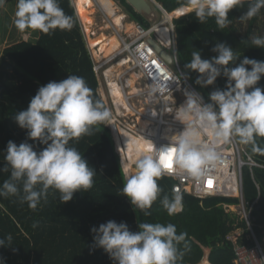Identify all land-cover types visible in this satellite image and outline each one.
I'll return each instance as SVG.
<instances>
[{
    "label": "trees",
    "instance_id": "1",
    "mask_svg": "<svg viewBox=\"0 0 264 264\" xmlns=\"http://www.w3.org/2000/svg\"><path fill=\"white\" fill-rule=\"evenodd\" d=\"M129 13L132 20L150 28L152 22L136 12L126 0H118ZM174 19L177 54L184 74L188 71L185 64L191 60L194 50L201 51L202 58L211 59L218 55L212 51L217 43H225L239 55L238 66L245 56L264 61V48L251 44V36L264 37V8L250 20H242L247 10L234 8L229 13L230 23L219 29L215 18L200 23L190 10L187 0H157ZM60 7L73 21L71 30L56 29L50 34L39 31L35 43L19 40L8 44L0 57V169L6 161L7 144L11 140L17 145L27 140L36 145L37 150L45 147L38 141L27 138V129L21 128L15 120L20 111L26 110L30 100L40 86L50 81H61L70 75L83 77L93 90L96 99L101 100L99 81L94 71V62L90 54L86 37L75 4L72 0H59ZM188 13V14H187ZM186 14V15H184ZM170 28L158 30L166 43L170 41ZM251 69V65L246 66ZM199 73L192 71L185 75L206 102H210L209 93L226 87L227 78L221 75L213 85L202 87L195 83ZM256 87L264 88V75ZM251 91V89H249ZM106 106V105H105ZM69 146L77 148L94 168V184L88 191H77L73 199L61 203L58 190L50 188L47 201H41L33 210L27 202H21L18 196H0V238L12 236V245L0 246V259L4 264H114L103 248L94 247L93 226L109 220L126 222L132 231L138 230L139 222L172 223L178 233H186V240L180 245L183 257L178 264H198L202 261L204 247L211 248V264H235L234 243L227 239L228 234L237 228L243 233L239 237L241 244L254 245L249 238L247 225L232 211H226L223 204H239L237 197L208 196L198 198L182 194V210L169 216L160 203L154 202L149 210L151 215L136 209L130 198L123 194L125 181L121 172V157L116 150L115 140L110 128L105 124L94 126L91 136H83L78 141H70ZM247 152L259 164L264 166V138H257L255 146L245 145ZM254 147L257 150H254ZM135 151L131 152L130 166ZM127 161V160H126ZM234 173L222 181L219 190H213L228 196L239 195ZM10 178V170L0 171V186ZM243 196L247 206L252 207L255 218V231L260 241L264 238V167L254 166L243 169ZM174 179L162 176L158 184L163 189L161 197H171ZM208 190H205V192ZM38 222V227L33 224ZM186 245V246H185Z\"/></svg>",
    "mask_w": 264,
    "mask_h": 264
},
{
    "label": "clouds",
    "instance_id": "2",
    "mask_svg": "<svg viewBox=\"0 0 264 264\" xmlns=\"http://www.w3.org/2000/svg\"><path fill=\"white\" fill-rule=\"evenodd\" d=\"M5 3L6 0H0V8ZM187 3L200 23L215 18L221 30L230 23L232 9L247 4L241 19L250 20L264 8V0H187ZM14 16L20 32L30 29L50 34L56 29L73 27L72 18L65 14L59 0H17ZM248 39L253 46L264 48V37ZM212 51L218 55L211 59L202 58L199 50L192 51L191 60L184 66L188 70L185 75L192 71L199 73L195 83L202 87L213 85L223 75L227 78L226 87L210 92L208 103L198 92L186 93V103L175 114L186 128L171 138L176 145L172 149L174 161L170 159L164 164L148 151L137 150L131 161L133 169L122 156L123 194L146 216L151 215L149 210L158 199L169 216L182 210L183 196L178 189H173L171 197L166 194L161 197L163 189L158 180L165 174L175 170L202 175L222 162L221 145L236 139L255 146L257 138H264V88L256 87L264 75V61L245 56L238 66L230 67L239 57L231 46L217 43ZM111 119V111L95 98L81 76L70 75L40 86L28 108L17 113L15 120L28 130V139L45 147L37 150L27 140L19 145L8 142L6 164L0 171L10 170V178L0 186V196H18L35 210L42 200L47 201L50 188L58 190L61 203L72 200L77 191L91 189L96 171L69 144L91 136L94 126L111 124ZM33 227H38V222ZM91 232L94 247L103 248L114 264H178L184 254L180 245L185 242L186 233H178L172 223L142 221L138 230L132 231L126 222L109 220L99 227L93 226ZM12 239L10 234L0 238V246L12 245ZM0 264H4L2 259Z\"/></svg>",
    "mask_w": 264,
    "mask_h": 264
},
{
    "label": "built area",
    "instance_id": "3",
    "mask_svg": "<svg viewBox=\"0 0 264 264\" xmlns=\"http://www.w3.org/2000/svg\"><path fill=\"white\" fill-rule=\"evenodd\" d=\"M149 1L155 3L154 0ZM114 5L121 16L120 24L101 8L105 16L102 29H111L109 36L114 35L119 41V46L109 54L105 55L99 46L93 47L89 41L96 37V32L93 31L95 23L90 31L85 25L82 26L99 81V93L112 114L111 124L107 126L111 130L121 160L123 156L129 161L132 151L142 150V144L149 143L150 154L167 164L170 159H175L172 149L176 145L171 138L181 134L186 128V125L175 117L179 106L184 105L187 100V97H183L186 95L185 85L189 86L191 91H197L181 68L175 27L163 20L146 28L138 21L132 20L130 15L123 11V6L118 0ZM164 25L169 26L171 30L169 43H166L157 31L158 26ZM152 37L173 56L172 65H169L149 43V38ZM172 131L178 133L172 134ZM205 138L207 141L206 136ZM166 147V151L162 150ZM221 151L222 162L208 168L202 175L193 176L173 170L171 174L164 176L174 179L173 189L203 199L208 196L233 197L212 191L219 190L222 181H225L227 176L232 177L234 173L233 180L239 190L237 197L240 203L223 204V207L226 211H231L233 206H237L238 212L235 213L245 221L250 232L249 238L254 241V245L249 246L238 241L239 234L232 233L227 236V239L234 243L235 264H264V251L255 231L252 207L247 206L243 196V169L247 166L251 169L254 166H264L259 165L245 146L236 139L221 145Z\"/></svg>",
    "mask_w": 264,
    "mask_h": 264
},
{
    "label": "rangeland",
    "instance_id": "4",
    "mask_svg": "<svg viewBox=\"0 0 264 264\" xmlns=\"http://www.w3.org/2000/svg\"><path fill=\"white\" fill-rule=\"evenodd\" d=\"M72 1L74 3V0H72ZM113 2H117V0H113ZM95 3H96L94 6L95 12L92 15L93 17L92 16L91 17H92V19L96 20V22H94L95 24L93 27V31L96 32V37L89 40L93 47H96V46H94L95 40L98 41L99 38H101L103 40V38L105 36H102V35L109 36V34L111 33V29L106 30L107 27L102 29L103 22H104L103 19L105 16H104V13L100 7L102 5L97 1H95ZM16 5H17V0H6L5 5L2 8H0V57L2 55L3 49L10 43H14V42L19 41V40H27V41H30L32 43H35L39 38V31L38 30H30L29 29V30H26L25 32H20L15 27L14 13L16 11ZM152 5H153L154 10H155V16L153 17L152 24H154V23L158 24L159 22H162L164 20L165 16H164V13L154 3H152ZM123 11L127 12L124 7H123ZM190 12H192V11H189L188 13H190ZM127 14H129V13L127 12ZM179 17H181V16L174 17L173 21L175 18H179ZM128 19H129V15H128ZM85 23L86 22L81 20V24L83 27H84V25L86 27L87 23L86 24ZM90 28L92 29V25L90 26ZM127 28H131V26H127ZM185 91H186L185 93L190 92L191 91L190 87L185 85ZM191 92H193V91H191ZM183 97H187V96L185 95ZM204 101L206 102L205 99H204ZM233 197H237V196H233ZM235 212H238L237 206H236ZM261 245H262L261 247L264 251V238L261 241Z\"/></svg>",
    "mask_w": 264,
    "mask_h": 264
},
{
    "label": "bare ground",
    "instance_id": "5",
    "mask_svg": "<svg viewBox=\"0 0 264 264\" xmlns=\"http://www.w3.org/2000/svg\"><path fill=\"white\" fill-rule=\"evenodd\" d=\"M95 1L99 2L102 5L100 7L103 8L106 11V13L108 15H110L115 20V22H117L118 24L121 23V16L117 13V9L114 5L113 0H74V4H75V7L77 9L78 15L82 21L87 23L86 29L88 31H90V29H91L90 26L93 25L95 22V20L92 19L93 16L91 17V15H93L95 12V9H94L95 8L94 6L96 4ZM164 22H171V19L169 18L168 14H165ZM161 27L169 28V26H166V25L158 26L157 31ZM170 33H171V31H170ZM102 36H105V35H102ZM94 46H99L100 50H102L105 53V55H107L119 46V41L114 35L109 36V37L105 36L103 38V40L101 38H99L98 41L95 40ZM171 133L177 134L178 132L172 131ZM124 136H125V138L127 137V135H124ZM203 138L206 141V138L205 137H203ZM149 149H150V144L145 143V144H142V150H139V151H148L150 154Z\"/></svg>",
    "mask_w": 264,
    "mask_h": 264
},
{
    "label": "water",
    "instance_id": "6",
    "mask_svg": "<svg viewBox=\"0 0 264 264\" xmlns=\"http://www.w3.org/2000/svg\"><path fill=\"white\" fill-rule=\"evenodd\" d=\"M127 3H129L136 12L140 13L144 17H146L149 20H152L155 16V10L152 5L153 2L149 0H126ZM154 4L165 14H168V12L164 9L163 5L156 0H154ZM186 15V14H184ZM183 16V15H181ZM152 22V21H151ZM170 24L175 27L174 22L171 21ZM149 43L153 46V48L158 52L159 55H161L165 61L169 64H173V56L167 51V49L162 46L157 39L155 38H149Z\"/></svg>",
    "mask_w": 264,
    "mask_h": 264
},
{
    "label": "crops",
    "instance_id": "7",
    "mask_svg": "<svg viewBox=\"0 0 264 264\" xmlns=\"http://www.w3.org/2000/svg\"><path fill=\"white\" fill-rule=\"evenodd\" d=\"M77 10V9H76ZM92 16V15H91ZM238 198V197H237ZM234 205H236V204H234ZM231 211L233 212V213H235V211H236V206H233L232 207V209H231ZM236 214V213H235ZM245 222V221H244ZM232 233H235V234H239L240 236H241V234L243 233V230L241 229V228H237V229H235L234 231H231L229 234H232ZM228 234V235H229ZM204 252H205V255H204V257H203V259H202V261L200 262V263H198V264H211L210 263V261H209V255H210V252H211V248H209V247H204Z\"/></svg>",
    "mask_w": 264,
    "mask_h": 264
},
{
    "label": "snow or ice",
    "instance_id": "8",
    "mask_svg": "<svg viewBox=\"0 0 264 264\" xmlns=\"http://www.w3.org/2000/svg\"><path fill=\"white\" fill-rule=\"evenodd\" d=\"M170 166V165H169ZM209 184L211 185V182H209Z\"/></svg>",
    "mask_w": 264,
    "mask_h": 264
}]
</instances>
